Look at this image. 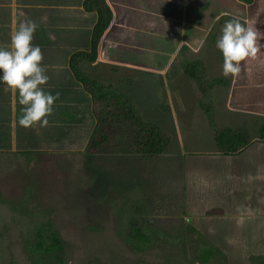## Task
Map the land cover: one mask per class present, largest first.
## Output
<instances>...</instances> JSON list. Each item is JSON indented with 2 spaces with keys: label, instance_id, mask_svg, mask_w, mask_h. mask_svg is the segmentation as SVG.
<instances>
[{
  "label": "rangeland",
  "instance_id": "rangeland-1",
  "mask_svg": "<svg viewBox=\"0 0 264 264\" xmlns=\"http://www.w3.org/2000/svg\"><path fill=\"white\" fill-rule=\"evenodd\" d=\"M219 37L216 28L204 51L189 55L183 67L201 63L204 79L224 77ZM84 71L123 90L172 142L163 155L143 160L132 147L134 129L117 123L115 142L93 157L91 174L85 163L96 123L91 100L75 81L66 85V107L76 113L75 120L58 124L52 116L54 122L48 119L53 123L34 134L30 147L1 150L0 264H40L28 242L49 217L66 244L68 264H201L198 253L206 246L219 248L225 257L211 264H252V257L264 264V203L247 187L240 189L237 209L225 202L219 168L231 159L215 142L220 130H237L243 123L249 141H257L258 121L228 112L225 89L202 94L196 80L176 77L184 74L179 69L172 71L176 76L149 73L139 79L92 65ZM136 79L154 90L145 83L136 89L131 84ZM259 150L264 153V146L248 145L235 157L242 174L257 169L251 157ZM25 151L33 152L30 159ZM136 199L145 205L151 234L147 244L134 247L128 236Z\"/></svg>",
  "mask_w": 264,
  "mask_h": 264
},
{
  "label": "crops",
  "instance_id": "crops-1",
  "mask_svg": "<svg viewBox=\"0 0 264 264\" xmlns=\"http://www.w3.org/2000/svg\"><path fill=\"white\" fill-rule=\"evenodd\" d=\"M85 1L0 0V47L10 44V37L20 23L31 21L37 25L32 43L41 48L42 66L49 77L42 87L46 93L59 94L54 101L53 114L48 119L52 120L53 116L56 122L52 121L58 124L70 123L76 118V113L66 107L64 99L66 85L72 81L78 83L70 70L69 61L75 52L90 49L92 30L98 19L96 12L84 9ZM106 2L113 14L112 22L100 41L97 61L90 65L111 69L115 74H135L138 79L149 73L176 76L172 71L179 69L184 74L179 73L176 77L194 80L186 75L183 63L189 60V55L204 51L216 28L221 36L224 24L232 18L242 23L247 21L246 27L264 34V0H255L253 4L239 0ZM260 43L264 45V39ZM196 49L199 51H194ZM261 51L256 59L242 62L241 73L235 80L230 76L231 85L225 89V110L228 112L264 117V48ZM86 65H83V70ZM220 66L222 68L223 62ZM136 81L140 83V80ZM22 108L18 93L14 96L7 85L0 82V155L5 148L30 147L36 138L34 134L44 132L38 125L29 128L19 125ZM261 145L264 146V143L254 140L249 147ZM246 148L228 156L231 162L226 158L219 168L223 179V198L226 203L231 202L234 209L241 203L240 189L246 187L259 194V201L264 203V153L259 150L253 154L251 161L254 160V165L258 162L257 169L253 171L252 166L249 167L247 175L242 174L241 167L234 162L235 157L244 153Z\"/></svg>",
  "mask_w": 264,
  "mask_h": 264
},
{
  "label": "trees",
  "instance_id": "trees-1",
  "mask_svg": "<svg viewBox=\"0 0 264 264\" xmlns=\"http://www.w3.org/2000/svg\"><path fill=\"white\" fill-rule=\"evenodd\" d=\"M239 1L245 4H253L255 0ZM84 9L87 12H96L98 19L92 30L90 49L72 54L69 67L74 79L81 84L84 92L90 96L91 100V109L96 125L85 151V163L91 174L95 175L94 170L91 168V161L101 149L111 146L115 142V133L113 132L115 124L128 123L131 125L135 131L132 141L133 150L143 160L163 155L172 142V136L165 133L161 126L141 115L138 109L132 105L131 98L123 90L93 79L83 70V65L94 64L97 61L100 41L113 18L112 11L106 0H86ZM201 69H203L201 63H192L186 66L185 73L189 78L197 81L202 94H206L209 89H228L230 87L231 81L225 77H216L211 81L204 79L200 74ZM142 83L145 82L141 80L140 83L136 80L131 82V84L136 85V89H139ZM145 85L149 91L154 90L151 84L145 83ZM161 110L165 113H171L169 107H161ZM235 114L247 119H253L255 122L257 120L258 134L255 138L257 141L264 143V117ZM247 124L243 123L240 129L237 130L223 129L216 134L215 142L220 153L226 156H233L242 152L250 144ZM23 154L30 159L33 152L28 151ZM132 208L134 210V218L130 223L131 229L128 237L130 240H134L133 245L136 247L137 242L147 244L150 241V236L145 229V205L141 204L139 199H136L132 202ZM214 212L216 213V211ZM217 212L222 213V210ZM32 238L28 243L40 256V264H68L66 244L50 217L35 229ZM223 258H225L223 252L213 246H206L200 249L198 253V261L201 264H211L213 260ZM251 262L252 264H263V259L252 257Z\"/></svg>",
  "mask_w": 264,
  "mask_h": 264
},
{
  "label": "clouds",
  "instance_id": "clouds-1",
  "mask_svg": "<svg viewBox=\"0 0 264 264\" xmlns=\"http://www.w3.org/2000/svg\"><path fill=\"white\" fill-rule=\"evenodd\" d=\"M245 24L247 21L242 23L239 19H230L224 24L222 35L216 42L223 56L222 74L231 76L233 80L241 73L242 62L256 59L264 48L260 43L264 34ZM36 28L37 25L31 21L20 23L10 37V44L0 47V82L6 84L14 96L18 93L19 104L23 106L19 125L25 128L48 126L54 101L59 97L58 93H46L42 87L49 77L42 66V50L32 43Z\"/></svg>",
  "mask_w": 264,
  "mask_h": 264
},
{
  "label": "flooded vegetation",
  "instance_id": "flooded-vegetation-1",
  "mask_svg": "<svg viewBox=\"0 0 264 264\" xmlns=\"http://www.w3.org/2000/svg\"><path fill=\"white\" fill-rule=\"evenodd\" d=\"M194 227V226H193ZM192 226L189 228V229H191V230H195V228H193ZM57 229V228H56ZM145 229L147 230V233H148V235L150 236V232H149V230H148V228L147 227H145ZM196 231V230H195ZM59 233V232H58ZM61 236V235H60ZM63 239V238H62Z\"/></svg>",
  "mask_w": 264,
  "mask_h": 264
}]
</instances>
